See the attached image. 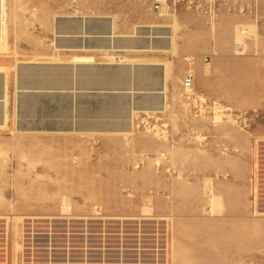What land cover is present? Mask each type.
<instances>
[{"label":"rangeland","instance_id":"374dc122","mask_svg":"<svg viewBox=\"0 0 264 264\" xmlns=\"http://www.w3.org/2000/svg\"><path fill=\"white\" fill-rule=\"evenodd\" d=\"M8 5L0 214L97 203L118 218L81 247L110 249L104 264H134L138 252L141 264H264V0ZM228 20L251 24L235 34L246 50ZM46 85L51 96L27 93ZM144 208L153 232L138 239ZM16 243L10 234L0 249Z\"/></svg>","mask_w":264,"mask_h":264},{"label":"built area","instance_id":"2783aa9c","mask_svg":"<svg viewBox=\"0 0 264 264\" xmlns=\"http://www.w3.org/2000/svg\"><path fill=\"white\" fill-rule=\"evenodd\" d=\"M38 208L21 214L16 229L12 223L16 214H0V240L9 239L10 234L18 239L16 249H0V254L7 260L14 256L17 264H93L92 261L98 257L104 264L108 256L113 255L110 249L81 247V244L92 245L97 236L105 238L107 231L112 230L109 221L118 217L104 207L86 201L61 200L51 211L42 205ZM148 214L141 215L144 219H135L132 230L134 235L141 234L138 239L152 235L153 227L151 229L148 222L152 215L151 212ZM76 238L80 242L78 248ZM134 256V264H141L140 252L134 253Z\"/></svg>","mask_w":264,"mask_h":264},{"label":"crops","instance_id":"0c3cea01","mask_svg":"<svg viewBox=\"0 0 264 264\" xmlns=\"http://www.w3.org/2000/svg\"><path fill=\"white\" fill-rule=\"evenodd\" d=\"M2 2H3V0H0V32L1 31H4L5 28L8 29V26L6 27L5 26V23H4V25L2 24V19L4 20V22H6V21L8 22V19H9V5H8V0H4V5H5V14H4V17L2 15V7H1L2 6ZM5 18H6V21H5ZM228 23H229L228 26H227L228 27V29H227L228 30V35L234 37L233 40H234V43H235L236 47H241L243 49V51L246 50L247 49V46H248L247 45L248 44L247 39H241V40H239L236 43L235 42L236 41L235 40V34H236V30L238 28L249 27L251 24H248V23L239 24V22H233V21H230V20H228ZM241 33H247V31L246 30H242ZM2 36H3V34L0 36V46L5 47L6 46V40H7L6 38L7 37H2ZM258 38H259V36H257V34L253 35V43L254 44L257 43ZM5 49H3V50H5ZM21 68H25L26 69V67H22V66H21ZM197 68L199 70L201 69L203 72H207V70L204 67L200 66V65H197ZM24 72L25 71H21V73H20V77L21 78L22 77L25 78L24 77ZM2 84H3V81L0 80V94H2V96H3L4 95V92H3V85ZM0 124H2V120H0ZM149 209H150V212H151L152 209L151 208H149ZM145 215H147V214H145ZM20 216L21 215L16 214L15 217H13V219L16 222H18L21 219ZM13 228L16 229L17 228V225L14 226ZM16 246L18 247V243H16ZM175 249H177V248L175 247ZM14 263L17 264L16 262H14Z\"/></svg>","mask_w":264,"mask_h":264},{"label":"water","instance_id":"95a60500","mask_svg":"<svg viewBox=\"0 0 264 264\" xmlns=\"http://www.w3.org/2000/svg\"><path fill=\"white\" fill-rule=\"evenodd\" d=\"M90 20H95L97 21L98 19H90ZM79 34V33H78ZM90 36L92 35H96V34H88ZM36 66V65H34ZM48 85H46V87H37V88H28L26 89L27 90V93H32L34 95H37V96H51L52 94H48L46 92H43L45 91L44 89L47 88ZM24 89V88H23ZM92 90H99V91H102L99 95L100 96H105V95H110V96H114V95H117V94H126L124 91H119V90H115V89H111V88H92ZM137 91H139L138 89H135ZM140 91H143V90H140ZM61 96V95H59ZM79 96H88V98H90V100H92L94 98L95 95H79ZM126 96H131V94L127 95ZM67 100H71L72 97H66Z\"/></svg>","mask_w":264,"mask_h":264},{"label":"bare ground","instance_id":"6f19581e","mask_svg":"<svg viewBox=\"0 0 264 264\" xmlns=\"http://www.w3.org/2000/svg\"><path fill=\"white\" fill-rule=\"evenodd\" d=\"M160 1L162 2V4L165 3V0H160ZM53 44H54V43H53ZM55 45H57V44L55 43ZM56 47H57V46H56ZM105 55H106V54H105ZM116 55H117V54H116ZM109 56H110V55H109ZM79 60H81V58L76 59V61H79ZM108 60H109V59H108ZM70 61H71V62H74V61H72V60H70ZM109 62H110V63H116V64H113V65H115V66H116V65H119V68H118V69H124V67L122 66V62H118V61L116 62L115 60H109ZM131 70L134 71L135 69H134L133 67H131ZM135 74H136V73H135ZM91 75H93V74H90V73L88 74L89 77H91ZM220 117H221V116H220L219 114H216L215 117H214V120H215V121H219V120H220ZM208 185H209V188H210L211 183H209ZM209 188H208V189H209ZM208 189H207V190H208ZM209 202H210V204H212V198H210ZM148 212H150V209H149V208H145V209H144V213H148ZM147 215H149V214H147Z\"/></svg>","mask_w":264,"mask_h":264}]
</instances>
